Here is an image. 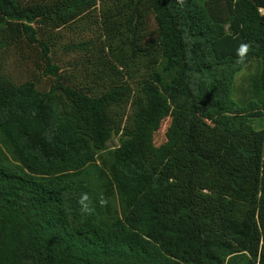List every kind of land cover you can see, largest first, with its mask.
Returning <instances> with one entry per match:
<instances>
[{
	"label": "trees",
	"instance_id": "obj_1",
	"mask_svg": "<svg viewBox=\"0 0 264 264\" xmlns=\"http://www.w3.org/2000/svg\"><path fill=\"white\" fill-rule=\"evenodd\" d=\"M263 8L0 0V264H264Z\"/></svg>",
	"mask_w": 264,
	"mask_h": 264
},
{
	"label": "rangeland",
	"instance_id": "obj_2",
	"mask_svg": "<svg viewBox=\"0 0 264 264\" xmlns=\"http://www.w3.org/2000/svg\"><path fill=\"white\" fill-rule=\"evenodd\" d=\"M31 55V52L29 50H26V52L24 53V62L22 64H18L17 70L15 71V75L18 77V79L21 80H25L27 77L31 76V74H37V72H33L35 70V66L32 62V60H29L30 58H28V56ZM255 75V71H248L247 69H245L243 72H241L240 74H238L237 77V81L236 84L234 86V90H235V94L240 93L242 91H244V80L249 83L250 80H252L253 76ZM42 81V86L44 87H48L49 86V79H44V77H41ZM249 88V87H247ZM233 90V92H234ZM248 90V89H247ZM234 98L236 99V97L234 96ZM171 124V119L168 118L166 119L163 123H162V127L161 129L156 133L155 135V144L156 146H161L163 145L166 141V133L168 130V127ZM118 145V137H114L113 140L109 143L110 148H114Z\"/></svg>",
	"mask_w": 264,
	"mask_h": 264
},
{
	"label": "clouds",
	"instance_id": "obj_3",
	"mask_svg": "<svg viewBox=\"0 0 264 264\" xmlns=\"http://www.w3.org/2000/svg\"><path fill=\"white\" fill-rule=\"evenodd\" d=\"M180 2H182V0H180ZM249 45L246 43L241 44L238 49H237V55L239 57H241V59H243V56L247 53V51L249 50ZM89 198L87 195H83L80 199V201H78V203H80L82 205L81 211L84 213H91L94 209H92L91 207H89L88 204H85L84 202L87 201ZM99 203L103 206L104 204H106V201L101 199L99 201Z\"/></svg>",
	"mask_w": 264,
	"mask_h": 264
},
{
	"label": "built area",
	"instance_id": "obj_4",
	"mask_svg": "<svg viewBox=\"0 0 264 264\" xmlns=\"http://www.w3.org/2000/svg\"><path fill=\"white\" fill-rule=\"evenodd\" d=\"M260 12H261L262 14H264V8H263V9H261V10H260Z\"/></svg>",
	"mask_w": 264,
	"mask_h": 264
}]
</instances>
